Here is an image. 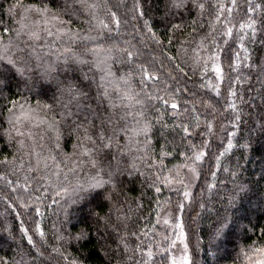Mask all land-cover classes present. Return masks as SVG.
Returning <instances> with one entry per match:
<instances>
[{
	"label": "trees",
	"instance_id": "trees-1",
	"mask_svg": "<svg viewBox=\"0 0 264 264\" xmlns=\"http://www.w3.org/2000/svg\"><path fill=\"white\" fill-rule=\"evenodd\" d=\"M185 247L264 264V0H0V264Z\"/></svg>",
	"mask_w": 264,
	"mask_h": 264
},
{
	"label": "rangeland",
	"instance_id": "rangeland-1",
	"mask_svg": "<svg viewBox=\"0 0 264 264\" xmlns=\"http://www.w3.org/2000/svg\"><path fill=\"white\" fill-rule=\"evenodd\" d=\"M134 23V22H133ZM104 60V59H103ZM101 60V61H103ZM106 78V81L109 83V84H113L115 83L114 81V77L111 76V74H107V76H105ZM127 88V86L125 87ZM133 98V96L131 97ZM135 98V97H134ZM195 180H196V176H195V170L193 169V167H189L187 169V176H186V180H185V183L187 185L184 186V193L186 194V197H188L192 190L191 188L193 187L194 183H195ZM213 194H211L212 196ZM209 212H212L211 209H206V208H201L200 210V213L199 215L196 216L195 220L197 223H199V220H200V216L204 213H209ZM179 245H181V239L183 240V232L181 231L180 234H179ZM182 246V245H181ZM187 246V245H186ZM186 248V249H185ZM184 250L180 253L177 254V264H188L189 262V254H188V250H187V247H185ZM187 250V251H186ZM202 264H204L202 261H201Z\"/></svg>",
	"mask_w": 264,
	"mask_h": 264
},
{
	"label": "snow or ice",
	"instance_id": "snow-or-ice-1",
	"mask_svg": "<svg viewBox=\"0 0 264 264\" xmlns=\"http://www.w3.org/2000/svg\"><path fill=\"white\" fill-rule=\"evenodd\" d=\"M172 107H176L175 105H172Z\"/></svg>",
	"mask_w": 264,
	"mask_h": 264
}]
</instances>
